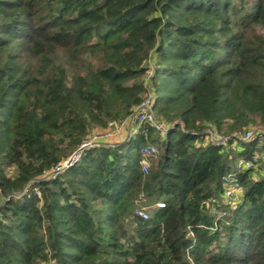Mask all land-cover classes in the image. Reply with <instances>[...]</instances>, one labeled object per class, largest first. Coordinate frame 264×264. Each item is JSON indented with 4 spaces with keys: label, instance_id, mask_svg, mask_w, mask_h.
I'll return each instance as SVG.
<instances>
[{
    "label": "trees",
    "instance_id": "16d2710c",
    "mask_svg": "<svg viewBox=\"0 0 264 264\" xmlns=\"http://www.w3.org/2000/svg\"><path fill=\"white\" fill-rule=\"evenodd\" d=\"M261 133L264 0H0V264H264Z\"/></svg>",
    "mask_w": 264,
    "mask_h": 264
},
{
    "label": "built area",
    "instance_id": "2783aa9c",
    "mask_svg": "<svg viewBox=\"0 0 264 264\" xmlns=\"http://www.w3.org/2000/svg\"><path fill=\"white\" fill-rule=\"evenodd\" d=\"M152 98H147L136 110V112L123 120L112 121L109 123L108 128L104 130L102 133H94L91 134L85 142L80 146V148L67 160H65L62 164L58 165L53 175L58 174L64 169L68 168L76 161H78L81 155L89 149L100 146L104 143H108L109 139H114L122 136V134L129 128L132 133L129 135L130 137L137 135L140 131V128L143 124L149 123L157 130L161 132H168L170 126L163 121H160L156 116L155 112L150 110L152 108L153 102ZM149 109V110H148ZM138 117V123L135 122V118ZM264 135V133H261ZM128 137V136H127ZM128 137V138H130ZM231 136H221L214 129H208V139L212 143H227ZM242 141H251L257 138V133L254 130H249L246 133L238 134L235 136ZM159 155V149L155 145H146L142 149V169L145 173L148 172L150 166V159ZM247 165L248 167L252 165L250 162H243L242 165ZM159 206H163L164 204L158 203ZM136 214L144 219H148L151 217V214L145 209H137Z\"/></svg>",
    "mask_w": 264,
    "mask_h": 264
},
{
    "label": "rangeland",
    "instance_id": "374dc122",
    "mask_svg": "<svg viewBox=\"0 0 264 264\" xmlns=\"http://www.w3.org/2000/svg\"><path fill=\"white\" fill-rule=\"evenodd\" d=\"M149 98V97H148ZM152 98V97H150ZM153 101V100H152ZM149 110V109H148ZM151 112L153 111V107L150 108ZM155 112V111H154ZM114 121H117V120H114ZM108 128V126L106 128H95L91 133V134H94V133H102L104 130H106ZM166 133V132H165ZM132 133L130 132L129 128L122 134V136L120 137H117V138H114V139H109L108 140V143H104L102 145H109V144H114V143H118V142H122V141H126L127 139H129L128 137H130L129 135H131ZM128 136V137H127ZM149 145H154V144H149ZM257 159V158H256ZM244 161L242 160L241 162L238 163V167L239 166H242V163ZM142 163V161H141ZM243 167V166H242ZM60 173V172H59ZM237 187V181H234L233 183L231 184H226V190H225V196L226 198L229 199L230 198H233L234 201L235 200H239L241 195H242V192H243V188L241 187V189H235ZM141 208L140 209H145L148 211V209L150 210V206L147 205V200L146 202L144 201V204L140 206ZM139 208V207H138Z\"/></svg>",
    "mask_w": 264,
    "mask_h": 264
},
{
    "label": "water",
    "instance_id": "95a60500",
    "mask_svg": "<svg viewBox=\"0 0 264 264\" xmlns=\"http://www.w3.org/2000/svg\"><path fill=\"white\" fill-rule=\"evenodd\" d=\"M135 122L138 123V117L135 118Z\"/></svg>",
    "mask_w": 264,
    "mask_h": 264
}]
</instances>
